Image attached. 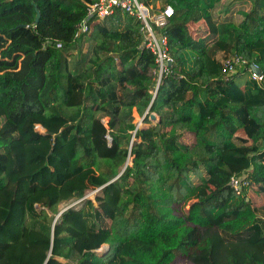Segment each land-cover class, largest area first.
<instances>
[{"label":"trees","instance_id":"obj_1","mask_svg":"<svg viewBox=\"0 0 264 264\" xmlns=\"http://www.w3.org/2000/svg\"><path fill=\"white\" fill-rule=\"evenodd\" d=\"M94 1L0 0V264H264V0H138L173 8L161 74L121 9L75 37Z\"/></svg>","mask_w":264,"mask_h":264},{"label":"built area","instance_id":"obj_2","mask_svg":"<svg viewBox=\"0 0 264 264\" xmlns=\"http://www.w3.org/2000/svg\"><path fill=\"white\" fill-rule=\"evenodd\" d=\"M86 6V15L77 25L75 37L87 32L91 22L102 20L109 13L113 12L115 8H118L136 16L144 25L145 46L150 48L154 53L160 68V74L167 68L168 63H171L172 59L166 51V36L158 34L155 29V27H163L167 23L173 13L171 6H167L159 13H152L144 3L138 0H96L94 2H87ZM231 60L226 61L225 67L228 70H232L233 73L236 71L234 64L245 63L244 60L241 61V58L237 56ZM251 77L258 81L261 80V76L256 75L253 71L251 72ZM230 185L235 190L236 195L242 196V187L245 185V182L241 178L232 176Z\"/></svg>","mask_w":264,"mask_h":264},{"label":"rangeland","instance_id":"obj_3","mask_svg":"<svg viewBox=\"0 0 264 264\" xmlns=\"http://www.w3.org/2000/svg\"><path fill=\"white\" fill-rule=\"evenodd\" d=\"M249 5H250V3L248 0H221L219 3L216 4V7L212 11L213 17L216 19L217 18L216 15H219L218 20H225L226 19V20L238 21L239 19H241V15L239 14V11L242 9H247ZM257 49L260 50L263 48L260 47V45H258ZM69 58L70 57L67 56L66 60H69ZM36 128L41 129V131L44 130V128L39 124L36 125ZM254 185L255 184H251L250 186L254 187ZM256 187H257V185H256ZM252 192H253V190H251V193ZM42 195H48L50 198L55 199V192L53 190H48V191L38 193V194L34 195L32 199L37 200ZM86 195L93 198L94 197V190H88L86 192ZM66 206H67L66 203H61L59 205V208L61 209V208H64ZM106 247H107V245L104 246L102 248V250H104ZM173 264H191V263L184 261V260H177Z\"/></svg>","mask_w":264,"mask_h":264},{"label":"water","instance_id":"obj_4","mask_svg":"<svg viewBox=\"0 0 264 264\" xmlns=\"http://www.w3.org/2000/svg\"><path fill=\"white\" fill-rule=\"evenodd\" d=\"M35 12H36V15H35V19H34V21H35V22H38V20H39V18H40V12H39V10H38V8H37L36 6H35ZM168 64H170V63H168ZM251 69H252V71H253L256 75L261 76V70H260V68H259L257 65H255V64H251ZM157 88H158V85L156 86V90H155V92H154L153 99H154V97H155V95H156ZM146 113H147V111L143 114V116L141 117L140 121L143 120V118L145 117ZM149 118H150V120H151L152 122H154V123H158V122L160 121V117L158 116V114H157L156 112H151V113L149 114ZM40 130H41V129H40ZM121 172H122V171H121ZM121 172H120V173H121ZM120 173H119L114 179H116V178L120 175ZM114 179H112L111 181H113ZM103 186H104V185H103ZM103 186H101L100 188H102ZM85 197H87V195H85L83 198H85ZM83 198H81V199H79V200H77V201H75V202H73V203L67 205L66 207L62 208V209L59 211V213L57 214L56 218H57V217H58V216H59L64 210H66L67 208H69V207L75 205L77 202H79V201L82 200ZM247 199H248V197L246 198V200H247ZM104 246H105V244L102 245L98 250H99V251L102 250V248H103Z\"/></svg>","mask_w":264,"mask_h":264},{"label":"crops","instance_id":"obj_5","mask_svg":"<svg viewBox=\"0 0 264 264\" xmlns=\"http://www.w3.org/2000/svg\"><path fill=\"white\" fill-rule=\"evenodd\" d=\"M218 16L219 15H216L217 18H218ZM251 190H253L252 193H251ZM247 196L249 197V199L251 200V202L254 206H260V205L264 204V194L258 189V187H256V185H254V187L250 186L248 188ZM238 201H239L238 199L234 200V204H237Z\"/></svg>","mask_w":264,"mask_h":264}]
</instances>
